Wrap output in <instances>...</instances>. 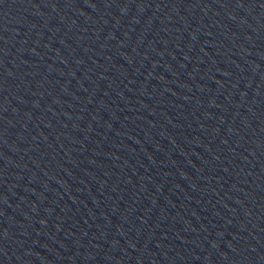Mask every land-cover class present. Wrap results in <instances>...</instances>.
Here are the masks:
<instances>
[{
    "label": "water",
    "instance_id": "water-1",
    "mask_svg": "<svg viewBox=\"0 0 264 264\" xmlns=\"http://www.w3.org/2000/svg\"><path fill=\"white\" fill-rule=\"evenodd\" d=\"M0 264H264V0H0Z\"/></svg>",
    "mask_w": 264,
    "mask_h": 264
}]
</instances>
